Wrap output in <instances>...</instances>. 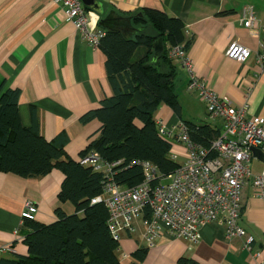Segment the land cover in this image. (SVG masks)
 <instances>
[{
    "label": "crops",
    "instance_id": "crops-1",
    "mask_svg": "<svg viewBox=\"0 0 264 264\" xmlns=\"http://www.w3.org/2000/svg\"><path fill=\"white\" fill-rule=\"evenodd\" d=\"M98 2L105 14L112 9L119 14L149 7L180 18L189 30L187 38H192L187 53L193 61V70L206 87L219 96L229 97L236 105L248 102L249 115L264 118V69L255 56L264 42V32L253 33L243 24L246 5L252 6L257 19L264 22V0ZM92 12V17L100 21L102 15ZM232 42L250 48L252 57L244 63L227 57ZM106 60L104 51L81 36L65 9L54 0H0V82L5 88L21 90L22 123L25 126L34 123L31 107H36L42 135L52 140L64 134L65 151L75 160L81 158V151L101 125L96 119L83 123L81 116L113 94ZM188 81V73L177 65L181 113L178 115L169 105L161 104L154 114L155 120H162L167 126L181 120L207 122L220 129L221 119L207 116L206 103L197 91L188 89ZM175 149L179 160H183L184 145L175 144ZM254 161L258 165L252 169L258 173L264 162L255 154L251 167ZM63 180L64 174L58 169L28 178L0 172V247L10 245L15 253L27 252L24 237L34 223L23 220L21 214L28 200L37 205L34 221L37 224L56 221L58 208L67 214L74 212L71 202L59 199ZM242 203L239 224L255 237L253 249L262 251L264 256V202L252 181L243 188ZM141 228L135 234L122 235L119 249L122 260L130 261L132 253L145 245ZM147 248L143 264H179L181 257L192 258L198 264H255L244 239L228 238L225 228L217 223H207L201 228L198 243L164 234Z\"/></svg>",
    "mask_w": 264,
    "mask_h": 264
},
{
    "label": "trees",
    "instance_id": "trees-1",
    "mask_svg": "<svg viewBox=\"0 0 264 264\" xmlns=\"http://www.w3.org/2000/svg\"><path fill=\"white\" fill-rule=\"evenodd\" d=\"M119 15L131 17L127 27L123 31L106 30L99 42L107 56L113 94L81 116L83 123L96 119L101 125L80 157L97 151L107 162L121 161L114 179L132 187L144 179L143 167L137 162L149 161L164 176L179 166L171 157L172 141L159 134L154 114L161 104H167L180 115L177 65L169 57L168 48L184 44L188 49L192 38H187L180 18L160 9L145 7ZM157 40H162L163 49L155 57ZM20 95L19 88H5L0 82V172L28 178L60 170L64 180L59 199L71 202L75 210L67 214L58 208L57 220L49 224L27 220L34 223L24 237L27 252L0 255V264H143L148 248L140 245L130 261L122 260L120 241L107 223V207L102 202L91 203L103 191L105 174L69 157L64 134L52 140L45 138L36 107H31L34 123L25 126L19 112ZM184 122L192 140L205 147L220 134V129L210 123ZM179 264L198 262L181 257Z\"/></svg>",
    "mask_w": 264,
    "mask_h": 264
},
{
    "label": "built area",
    "instance_id": "built-area-1",
    "mask_svg": "<svg viewBox=\"0 0 264 264\" xmlns=\"http://www.w3.org/2000/svg\"><path fill=\"white\" fill-rule=\"evenodd\" d=\"M54 1L65 9L81 36L99 46L106 29L92 17L93 10L88 9L82 0ZM243 24L253 33L264 32V22L257 19L250 5L243 8ZM188 32L185 29L186 35ZM168 55L188 73V89L197 91L206 103L207 116L221 119L220 134L210 147H205L192 140L189 127L183 120L172 126L156 120L159 134L172 141L171 157L179 162V166L164 176L149 161L137 162L143 167L144 179L132 187L123 186L114 179L121 161L107 162L97 151H91L86 157H81L80 162L103 172L106 178L102 193L92 198L91 203L105 204L109 214L108 226L120 243L124 233L135 234L140 227L147 247L153 246L164 234L198 243L201 228L207 223H217L225 228L228 238L244 239V246L255 264H264L263 252L253 249L255 237L239 224L242 192L249 181L264 202V168L254 173L251 167L254 148L264 156V118L249 115L248 102L236 105L229 97L219 96L206 87L194 72L193 61L184 44L169 47ZM226 55L244 63L253 52L232 42ZM255 56L264 69V42L260 43ZM175 144L184 145L183 160H179ZM163 178L169 181L164 184ZM36 214L37 205L26 201L22 219L35 220ZM11 251L10 245L0 247V255Z\"/></svg>",
    "mask_w": 264,
    "mask_h": 264
},
{
    "label": "water",
    "instance_id": "water-1",
    "mask_svg": "<svg viewBox=\"0 0 264 264\" xmlns=\"http://www.w3.org/2000/svg\"><path fill=\"white\" fill-rule=\"evenodd\" d=\"M82 1L86 7L102 15L99 24L101 27H103L106 30L123 31L127 27L129 20L131 19V17H124L122 15L117 14L114 9L110 10L108 13L105 14L104 9L102 8L98 0H82ZM154 49H155V57L159 56V54L163 49L162 40H157L154 43ZM253 153L260 160L264 162L263 153L259 149L254 148Z\"/></svg>",
    "mask_w": 264,
    "mask_h": 264
},
{
    "label": "rangeland",
    "instance_id": "rangeland-1",
    "mask_svg": "<svg viewBox=\"0 0 264 264\" xmlns=\"http://www.w3.org/2000/svg\"><path fill=\"white\" fill-rule=\"evenodd\" d=\"M215 119H216V118H212V120H215ZM257 165H258V163H255V161H254V163H252V168H254V170H255L256 167H257ZM168 181H169L168 178H163V179H162V183H164V184H166Z\"/></svg>",
    "mask_w": 264,
    "mask_h": 264
}]
</instances>
